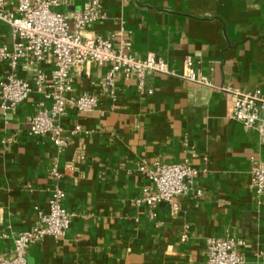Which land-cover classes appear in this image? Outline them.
<instances>
[{
	"label": "crops",
	"instance_id": "crops-1",
	"mask_svg": "<svg viewBox=\"0 0 264 264\" xmlns=\"http://www.w3.org/2000/svg\"><path fill=\"white\" fill-rule=\"evenodd\" d=\"M63 1L58 10L71 16L88 0ZM99 2L104 19L83 35L115 34L117 47L124 33L130 54L144 59L152 53L177 73L189 56L214 87L152 74L148 95L134 80L121 79L115 102L100 94L90 113L68 108L64 134L76 123L82 132L60 155L48 137L27 134L39 95L30 93L13 112L0 108V256L12 255L16 235L33 225L36 210H46L60 187L74 215L71 225L63 238L30 246L27 264H205L207 240L226 237L244 241L242 264H264V207L248 189L250 161L264 163V123L247 129L232 120L231 98L217 89L264 95V0ZM13 42L0 23V44ZM52 69L46 60L19 65L14 74L31 79ZM107 69L87 63L73 71L67 98L97 92L92 84ZM10 72L0 61V78ZM55 158L57 181L50 175ZM185 160L199 174L176 199L177 213L164 203L153 211L134 204L148 185L140 164Z\"/></svg>",
	"mask_w": 264,
	"mask_h": 264
},
{
	"label": "built area",
	"instance_id": "built-area-1",
	"mask_svg": "<svg viewBox=\"0 0 264 264\" xmlns=\"http://www.w3.org/2000/svg\"><path fill=\"white\" fill-rule=\"evenodd\" d=\"M61 6H66L65 1L0 0V23L10 28L14 40L10 48L0 44V61L8 62L11 69L9 74L0 78V108L4 114L13 112L30 93L39 95L38 110L28 120L27 134L30 137H48L57 155L82 132L81 126L76 123L67 135L64 134L61 121L68 108L79 113H90L98 107L100 94L107 95L115 102L118 81L121 79L134 80L138 92L148 95L152 94V90L147 87L146 79L152 74L214 87L207 76L194 70L193 60L189 56L184 58L182 71L177 73L152 53L144 59L130 54V39L124 33L118 34L121 42L117 47L114 44L115 34L107 37L83 35L88 26L104 19L99 0L86 1L82 9L71 16L59 11ZM46 60L53 63L49 73L37 70L31 79H19L14 74L19 65L36 67ZM87 63L108 68L104 77L92 84L97 92H84L67 98L73 91V71ZM217 89L231 98L232 120L247 129L262 126L264 95L259 91L242 93L230 92L223 87ZM138 168L146 175L148 185L142 188L133 202L137 206L145 205L151 211L164 203L172 213H177L176 199L187 195L189 185L199 174L187 160L169 165L143 163ZM50 175L56 181L61 178L57 158L54 159ZM248 189L257 198L258 205L264 207V163L254 159L250 161ZM64 197L60 187L52 190L46 210H36L33 225L16 235L12 255L0 256V264H27L26 254L30 246L41 243L47 237L57 240L66 235L74 215L64 207ZM186 238L185 234L181 236L182 240ZM243 247L244 241L239 238H210L206 242L205 264H242Z\"/></svg>",
	"mask_w": 264,
	"mask_h": 264
}]
</instances>
